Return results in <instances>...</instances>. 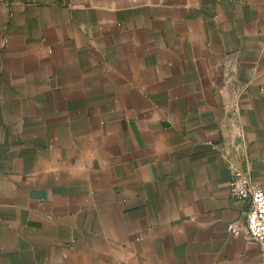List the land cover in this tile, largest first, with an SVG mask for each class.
I'll return each instance as SVG.
<instances>
[{
    "label": "crops",
    "instance_id": "obj_1",
    "mask_svg": "<svg viewBox=\"0 0 264 264\" xmlns=\"http://www.w3.org/2000/svg\"><path fill=\"white\" fill-rule=\"evenodd\" d=\"M230 165L264 186V0H0V264H264Z\"/></svg>",
    "mask_w": 264,
    "mask_h": 264
},
{
    "label": "built area",
    "instance_id": "obj_2",
    "mask_svg": "<svg viewBox=\"0 0 264 264\" xmlns=\"http://www.w3.org/2000/svg\"><path fill=\"white\" fill-rule=\"evenodd\" d=\"M232 72L233 69H230L227 74ZM238 90H243L242 86H238ZM230 168V196L245 202L247 207L241 218L227 224L226 230L231 236L242 235L245 240L258 243L264 255V186L253 182L247 170L232 165Z\"/></svg>",
    "mask_w": 264,
    "mask_h": 264
}]
</instances>
